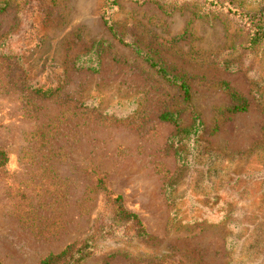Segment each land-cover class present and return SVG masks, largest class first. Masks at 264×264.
Segmentation results:
<instances>
[{
  "label": "rangeland",
  "instance_id": "374dc122",
  "mask_svg": "<svg viewBox=\"0 0 264 264\" xmlns=\"http://www.w3.org/2000/svg\"><path fill=\"white\" fill-rule=\"evenodd\" d=\"M105 12L186 82L189 104ZM243 25L192 5L0 0V264L90 237L80 264H264V42L249 49ZM229 90L245 111H224ZM194 120L197 143H178ZM116 196L147 239L100 229Z\"/></svg>",
  "mask_w": 264,
  "mask_h": 264
},
{
  "label": "trees",
  "instance_id": "16d2710c",
  "mask_svg": "<svg viewBox=\"0 0 264 264\" xmlns=\"http://www.w3.org/2000/svg\"><path fill=\"white\" fill-rule=\"evenodd\" d=\"M115 0H113L114 2ZM137 4L149 3L155 5L159 9L169 10L187 5L194 6L199 13L209 17L214 13L224 16H235L239 20H244V31L246 33V40L249 49L264 42V9L256 10L255 12H242L229 0H130ZM112 8V4L110 9ZM264 8V6H263ZM110 14L105 12L101 15L102 22L106 27L110 36L122 46L129 47L133 53L139 56L150 68L156 71V74L162 79L175 86L179 92L181 101L187 105L190 103L191 95L186 82L178 75L173 74L165 69L166 66L160 63L158 60L152 59L146 53L142 52L137 46L136 41H127L122 35H120L110 19ZM247 47V48H248ZM88 60H92L88 57ZM229 95L232 102L224 109L227 113H237L245 111L246 105L244 101H239L237 96L232 90H229ZM161 120L170 121L177 125V121L174 116L170 114L161 115ZM177 127V126H176ZM201 130V123L194 120L189 128L181 130L178 139V143L189 141V144L193 145L197 143V137H199ZM196 137V138H195ZM180 153V152H179ZM180 156V155H179ZM184 160V159H182ZM112 203V223L105 227H100L105 235H122L123 237L130 236L132 238L147 239V235L144 233L140 221L136 215L132 212L126 211L121 203L120 196H116ZM123 232V233H122ZM93 240L90 237L80 244H71L66 246L60 253L56 255L46 256L41 260L40 264H80L88 259L94 253Z\"/></svg>",
  "mask_w": 264,
  "mask_h": 264
}]
</instances>
